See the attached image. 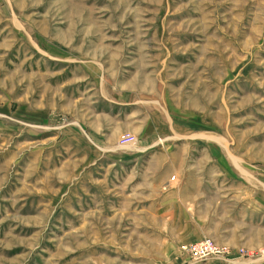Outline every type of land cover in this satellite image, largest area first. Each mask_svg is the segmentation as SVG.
I'll list each match as a JSON object with an SVG mask.
<instances>
[{
  "label": "rangeland",
  "instance_id": "1",
  "mask_svg": "<svg viewBox=\"0 0 264 264\" xmlns=\"http://www.w3.org/2000/svg\"><path fill=\"white\" fill-rule=\"evenodd\" d=\"M0 264H264V0H0Z\"/></svg>",
  "mask_w": 264,
  "mask_h": 264
},
{
  "label": "built area",
  "instance_id": "2",
  "mask_svg": "<svg viewBox=\"0 0 264 264\" xmlns=\"http://www.w3.org/2000/svg\"><path fill=\"white\" fill-rule=\"evenodd\" d=\"M126 142H132L134 138L126 137ZM220 247L211 239H204L195 244L187 246L186 249L190 252V257L194 260H202L208 258L210 255L220 253Z\"/></svg>",
  "mask_w": 264,
  "mask_h": 264
}]
</instances>
